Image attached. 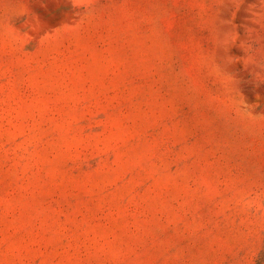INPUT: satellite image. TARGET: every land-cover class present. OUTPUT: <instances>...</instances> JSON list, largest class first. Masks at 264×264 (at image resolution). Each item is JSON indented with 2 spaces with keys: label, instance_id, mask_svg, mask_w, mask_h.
Segmentation results:
<instances>
[{
  "label": "rangeland",
  "instance_id": "obj_1",
  "mask_svg": "<svg viewBox=\"0 0 264 264\" xmlns=\"http://www.w3.org/2000/svg\"><path fill=\"white\" fill-rule=\"evenodd\" d=\"M0 264H264V0H0Z\"/></svg>",
  "mask_w": 264,
  "mask_h": 264
}]
</instances>
